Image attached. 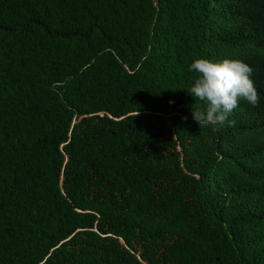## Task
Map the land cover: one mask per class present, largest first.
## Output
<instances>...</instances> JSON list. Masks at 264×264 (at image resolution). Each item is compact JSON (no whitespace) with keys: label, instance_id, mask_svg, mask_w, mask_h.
Listing matches in <instances>:
<instances>
[{"label":"trees","instance_id":"obj_1","mask_svg":"<svg viewBox=\"0 0 264 264\" xmlns=\"http://www.w3.org/2000/svg\"><path fill=\"white\" fill-rule=\"evenodd\" d=\"M200 58L258 106L198 126ZM0 264H264V0H0Z\"/></svg>","mask_w":264,"mask_h":264},{"label":"clouds","instance_id":"obj_2","mask_svg":"<svg viewBox=\"0 0 264 264\" xmlns=\"http://www.w3.org/2000/svg\"><path fill=\"white\" fill-rule=\"evenodd\" d=\"M188 70L196 73V77L187 93L194 103L199 101L203 105V108L191 107L192 118L198 126L231 123L228 118L241 101L258 106L259 92L251 79L253 69L243 61L214 62L200 58L194 59Z\"/></svg>","mask_w":264,"mask_h":264}]
</instances>
